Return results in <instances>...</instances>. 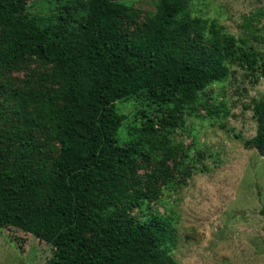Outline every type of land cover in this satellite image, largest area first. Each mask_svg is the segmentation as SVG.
Here are the masks:
<instances>
[{"label":"trees","instance_id":"1","mask_svg":"<svg viewBox=\"0 0 264 264\" xmlns=\"http://www.w3.org/2000/svg\"><path fill=\"white\" fill-rule=\"evenodd\" d=\"M56 29L27 0H0V230L52 247L45 264H176L178 230L134 209L168 170L152 173L153 144L208 85L234 67L264 78V54L192 16L143 12L121 0H87ZM136 99L137 141L119 144ZM264 158V99L251 104ZM153 185V186H152Z\"/></svg>","mask_w":264,"mask_h":264},{"label":"rangeland","instance_id":"2","mask_svg":"<svg viewBox=\"0 0 264 264\" xmlns=\"http://www.w3.org/2000/svg\"><path fill=\"white\" fill-rule=\"evenodd\" d=\"M143 12L190 11L209 26L264 54V0H121ZM69 7L76 20L87 0H27L42 28L56 29ZM234 67L186 106L177 124L144 144L154 165L168 170L157 190L142 198L133 214L141 221H167L178 230L171 252L176 264H264V158L246 143L257 133L251 104L264 99V78ZM136 99L118 102L126 116L117 139L137 141L141 121ZM153 186V185H152ZM52 247L15 228L0 230V264H45Z\"/></svg>","mask_w":264,"mask_h":264}]
</instances>
